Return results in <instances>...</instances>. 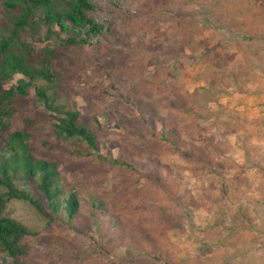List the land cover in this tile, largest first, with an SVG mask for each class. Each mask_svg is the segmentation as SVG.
Instances as JSON below:
<instances>
[{
    "label": "rangeland",
    "instance_id": "obj_1",
    "mask_svg": "<svg viewBox=\"0 0 264 264\" xmlns=\"http://www.w3.org/2000/svg\"><path fill=\"white\" fill-rule=\"evenodd\" d=\"M4 2V0H0ZM93 19L112 32L91 45H67L68 34L41 24L22 34L35 55L48 56L58 76L33 81L17 96L12 131L30 136L38 159L58 166L65 188L81 199H102L127 219L130 230L161 242L159 259L137 256L107 229L109 215L92 217L81 205L68 217L13 199L0 218L23 224L31 235L28 264H264V0H92ZM10 13L0 8V34L11 35ZM41 57V58H42ZM49 57V56H48ZM34 65L41 68V60ZM17 79L28 81L24 76ZM15 82L5 83V89ZM79 111L106 154L81 137L57 129L54 111ZM178 128L183 138L213 155L212 167L188 163L165 145L140 134ZM171 162L181 176L175 195L162 202L146 167L152 154ZM137 157L139 170L115 161ZM187 166L188 170H181ZM179 176V177H178ZM6 188L0 186V195ZM83 203V202H82ZM85 204V203H84ZM188 210V212L186 211ZM165 211L170 225L159 224ZM102 214V213H101ZM179 226H178V225ZM0 264L15 260L0 248Z\"/></svg>",
    "mask_w": 264,
    "mask_h": 264
},
{
    "label": "trees",
    "instance_id": "obj_2",
    "mask_svg": "<svg viewBox=\"0 0 264 264\" xmlns=\"http://www.w3.org/2000/svg\"><path fill=\"white\" fill-rule=\"evenodd\" d=\"M0 8H4L7 14L10 13L13 22L10 36L6 38L0 34V186L6 188V192L0 195V207L3 208L13 199L31 203L44 215V208L48 207L53 212L64 213L71 227L81 211V205H87L94 219L109 215L107 229L128 251L135 248L137 256H144L148 260L159 259L157 253L162 244L157 236L148 235L142 239L137 232L130 230L126 217L117 214L104 200L96 197L83 200L79 192L65 188L57 164L35 156L27 132L11 130L10 118L14 112V99L17 96H27L37 78L52 83L58 76L53 71L54 63L51 60L54 51H48L49 57L33 54L31 46L25 41H19L23 32L45 24L48 27L47 33L53 34L52 29L56 27L60 32L68 34L66 43L74 47L91 45L92 39H111L112 32L91 16L95 11L92 0H4L0 2ZM39 56L42 57L41 68L34 65ZM18 75L24 76L28 81L17 79ZM9 81L15 83L11 88L5 89V83ZM35 92L44 106L56 113L59 120L57 129L61 135L67 138L81 137L103 158L101 154H106V147L100 146L94 133L80 123L79 111H62L56 106V100L45 90L36 87ZM139 138L150 145H165L171 152L183 156L188 163L203 167L213 166V155L202 146L183 138L178 128L172 127L168 130L164 127L161 132L151 133L150 138L146 139L142 134ZM137 160L132 154L131 160L124 159L113 163L138 171L140 164ZM146 167L149 171H154L149 177L160 189L162 202L171 200L182 204L175 196L180 191L182 180L181 176L177 180L174 165L153 153ZM188 169L187 166H181L180 171ZM186 211L188 212L187 209ZM171 221L172 216L161 211L158 223L168 226ZM28 235L31 233L20 222L11 218H0V248L15 260V264H28L21 259L28 257L32 250V246L25 240ZM261 246L264 247V242Z\"/></svg>",
    "mask_w": 264,
    "mask_h": 264
}]
</instances>
